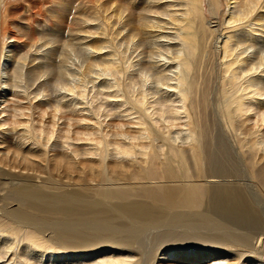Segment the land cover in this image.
<instances>
[{"label":"bare ground","instance_id":"obj_1","mask_svg":"<svg viewBox=\"0 0 264 264\" xmlns=\"http://www.w3.org/2000/svg\"><path fill=\"white\" fill-rule=\"evenodd\" d=\"M0 264H264V0H0Z\"/></svg>","mask_w":264,"mask_h":264},{"label":"rangeland","instance_id":"obj_2","mask_svg":"<svg viewBox=\"0 0 264 264\" xmlns=\"http://www.w3.org/2000/svg\"><path fill=\"white\" fill-rule=\"evenodd\" d=\"M224 7V6H223ZM143 54H141V56H142ZM80 56H81V58H80ZM74 63L75 64H80V63H82V61H83V54L82 53H80V55L78 54V55H75L74 57ZM80 62V63H79ZM73 67L74 66H72V69H73ZM147 73L149 74L148 76H149V78L146 80V83H145V87L146 88H148V90L149 91H152V90H154V89H156V83L157 82H155L156 81V78H153L154 76H153V74H152V72L151 71H147ZM47 77H49V76H47ZM41 80H45L44 82H46V81H49V82H47L46 83V85H49V86H52V80L51 79H45L44 77H42V78H40ZM40 79H37L35 82H34V85H32V88L33 87H35V85H36V83L38 82V81H41ZM155 80V81H154ZM150 86V87H149ZM54 89L50 92L51 94L50 95H53L54 94Z\"/></svg>","mask_w":264,"mask_h":264}]
</instances>
